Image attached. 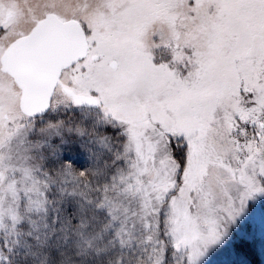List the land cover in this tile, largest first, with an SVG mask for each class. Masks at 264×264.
Wrapping results in <instances>:
<instances>
[{
  "label": "snow or ice",
  "instance_id": "obj_1",
  "mask_svg": "<svg viewBox=\"0 0 264 264\" xmlns=\"http://www.w3.org/2000/svg\"><path fill=\"white\" fill-rule=\"evenodd\" d=\"M0 264H264V0H0Z\"/></svg>",
  "mask_w": 264,
  "mask_h": 264
}]
</instances>
